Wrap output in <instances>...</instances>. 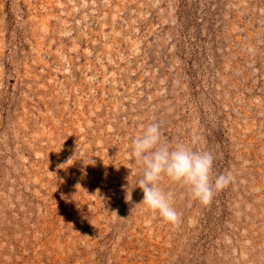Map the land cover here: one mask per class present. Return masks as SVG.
<instances>
[{
  "label": "rangeland",
  "instance_id": "obj_1",
  "mask_svg": "<svg viewBox=\"0 0 264 264\" xmlns=\"http://www.w3.org/2000/svg\"><path fill=\"white\" fill-rule=\"evenodd\" d=\"M153 122L233 176L165 179L178 226L140 203ZM0 264H264V0H0Z\"/></svg>",
  "mask_w": 264,
  "mask_h": 264
},
{
  "label": "clouds",
  "instance_id": "obj_2",
  "mask_svg": "<svg viewBox=\"0 0 264 264\" xmlns=\"http://www.w3.org/2000/svg\"><path fill=\"white\" fill-rule=\"evenodd\" d=\"M130 158L143 173L137 186L143 193L140 203L173 226L179 225L181 217L174 207V193L161 186L165 179L187 187L192 198L204 205L233 181L231 172L213 176L214 156L210 151L182 143L170 145L158 122L149 124L134 138Z\"/></svg>",
  "mask_w": 264,
  "mask_h": 264
}]
</instances>
